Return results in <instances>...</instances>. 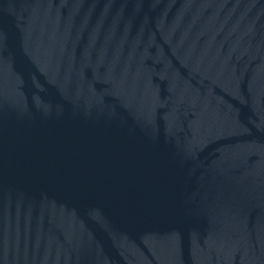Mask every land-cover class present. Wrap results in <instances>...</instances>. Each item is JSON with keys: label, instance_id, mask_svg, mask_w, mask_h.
I'll list each match as a JSON object with an SVG mask.
<instances>
[{"label": "water", "instance_id": "1", "mask_svg": "<svg viewBox=\"0 0 264 264\" xmlns=\"http://www.w3.org/2000/svg\"><path fill=\"white\" fill-rule=\"evenodd\" d=\"M0 264H264V0H0Z\"/></svg>", "mask_w": 264, "mask_h": 264}]
</instances>
